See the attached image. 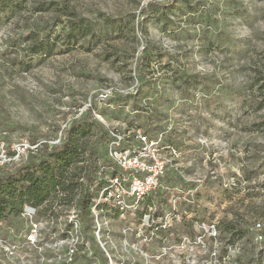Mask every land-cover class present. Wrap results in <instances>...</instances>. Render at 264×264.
Wrapping results in <instances>:
<instances>
[{
    "label": "rangeland",
    "instance_id": "rangeland-1",
    "mask_svg": "<svg viewBox=\"0 0 264 264\" xmlns=\"http://www.w3.org/2000/svg\"><path fill=\"white\" fill-rule=\"evenodd\" d=\"M86 114L103 147L119 131L195 186L102 201L84 224L78 200L112 174L84 152L73 195L0 222V264H264V0H0V175Z\"/></svg>",
    "mask_w": 264,
    "mask_h": 264
},
{
    "label": "trees",
    "instance_id": "trees-1",
    "mask_svg": "<svg viewBox=\"0 0 264 264\" xmlns=\"http://www.w3.org/2000/svg\"><path fill=\"white\" fill-rule=\"evenodd\" d=\"M34 53L37 54L38 51ZM92 127H95L97 138L92 145L83 148L79 140L85 138ZM101 134V127L92 120L90 114H86L82 119L71 122L58 145L38 151L32 161L25 165L18 166L12 171L4 170L0 175V222L22 215L25 207L36 210L52 196L73 195L78 187L74 180L73 169L83 161L80 155L85 152L88 160H91L98 152H102L106 157L105 146L103 147L100 140ZM12 155L11 152L9 157ZM105 163L111 162L107 159ZM94 172L95 166L90 161L85 171V178L92 181ZM162 181L167 184L176 183L184 190L195 186L175 181L167 175L163 176ZM153 198L152 195L144 198L142 202L146 207H151ZM162 202L166 205L167 200ZM91 203L93 204V201L87 194H83L78 200L79 219L84 224L86 223L85 210L92 206ZM261 235L264 236V231ZM93 251L97 253L94 247ZM100 258L102 264H106V258L103 255H100Z\"/></svg>",
    "mask_w": 264,
    "mask_h": 264
},
{
    "label": "built area",
    "instance_id": "built-area-1",
    "mask_svg": "<svg viewBox=\"0 0 264 264\" xmlns=\"http://www.w3.org/2000/svg\"><path fill=\"white\" fill-rule=\"evenodd\" d=\"M104 97L108 96V92H103ZM101 97V96H100ZM119 131H112L105 145L106 157L111 162L108 169L112 170L111 177L107 180L105 188L102 192L100 200H93L91 206L95 211L98 206L102 205V201L111 202L120 210H128L133 207V202H140L144 198L151 196L161 187L163 174L165 171V163L157 161L150 150L147 148H133L128 144V139ZM137 142L142 145H150L151 142L144 135L137 136ZM60 140H56L50 144V147L58 145ZM143 145V146H144ZM37 148V147H36ZM25 147L16 146L12 152V156L8 159V163L14 162L21 154L25 152ZM150 155L152 159L146 161ZM4 164H1L3 166ZM129 199H132L129 201ZM35 210L25 207L24 213L34 212ZM37 225H33L32 233L35 232ZM260 224H256V230H261ZM32 237V235H31ZM73 253V249H71Z\"/></svg>",
    "mask_w": 264,
    "mask_h": 264
}]
</instances>
